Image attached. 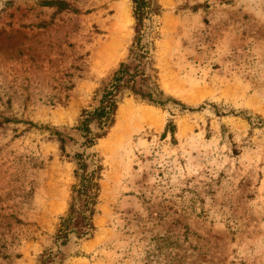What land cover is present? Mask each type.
Wrapping results in <instances>:
<instances>
[{"label": "rangeland", "instance_id": "obj_1", "mask_svg": "<svg viewBox=\"0 0 264 264\" xmlns=\"http://www.w3.org/2000/svg\"><path fill=\"white\" fill-rule=\"evenodd\" d=\"M144 1L166 103L125 91L88 145L77 119L131 61V1L0 0V264H264V0ZM98 166L91 236L56 240Z\"/></svg>", "mask_w": 264, "mask_h": 264}, {"label": "trees", "instance_id": "obj_2", "mask_svg": "<svg viewBox=\"0 0 264 264\" xmlns=\"http://www.w3.org/2000/svg\"><path fill=\"white\" fill-rule=\"evenodd\" d=\"M133 5V18L135 20V37L129 48L131 61L121 62L105 79L101 81L103 85L100 91V98L97 104L91 110H83L77 119L75 130L85 139V143L92 145L95 141L105 138L115 125V115L118 108L119 96L127 91L135 98L152 106H163L166 102L163 93L159 90L157 83L152 82L147 85L150 77H144L143 68L147 64L148 53L140 45V29L144 16V0H130ZM155 75L157 71L152 69ZM155 77V81L157 77ZM94 126L95 131L91 129ZM175 129L172 123L166 125L167 132H173ZM62 142L60 133H55ZM83 170L85 165H79ZM101 167L98 166L88 175L84 171L79 177V189L77 196L73 197V203L65 217L61 218L55 235L56 240L65 239L68 233H74L78 238H87L91 236L94 229L92 219L95 214L94 206L98 197ZM77 176V174H76ZM74 200H79L80 205L76 207Z\"/></svg>", "mask_w": 264, "mask_h": 264}, {"label": "bare ground", "instance_id": "obj_3", "mask_svg": "<svg viewBox=\"0 0 264 264\" xmlns=\"http://www.w3.org/2000/svg\"><path fill=\"white\" fill-rule=\"evenodd\" d=\"M119 20H121L122 22L121 23H123V22H125L126 20H128V18H129V16H128V10H127V8L124 6H121L120 8H119ZM118 20V21H119ZM118 26H119V24H117ZM122 26V25H121ZM115 27V25H113L112 26V28H114ZM118 30V29H117ZM119 30H120V27H119ZM153 112H151V110H150V112H143V113H139L136 117H133L134 118V120H136L137 122H139L140 120H144V121H150V123L153 125V124H155V122L157 123V121H159L158 119H157V117L156 116H154L153 114H152ZM131 116V112H130V109H129V107L127 108H125L124 110H120L119 111V120H121L122 122L126 119V118H128V117H130ZM158 116V115H157ZM133 120V121H134ZM159 126V125H158ZM157 126V127H158Z\"/></svg>", "mask_w": 264, "mask_h": 264}]
</instances>
